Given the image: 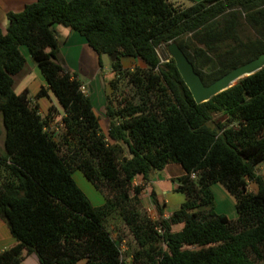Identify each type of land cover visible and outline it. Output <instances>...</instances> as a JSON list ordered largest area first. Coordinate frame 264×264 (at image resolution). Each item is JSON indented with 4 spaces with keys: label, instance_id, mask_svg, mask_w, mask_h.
Wrapping results in <instances>:
<instances>
[{
    "label": "trees",
    "instance_id": "1",
    "mask_svg": "<svg viewBox=\"0 0 264 264\" xmlns=\"http://www.w3.org/2000/svg\"><path fill=\"white\" fill-rule=\"evenodd\" d=\"M0 27V218L14 244L0 264H264V67L196 103L175 62L158 48L176 41L204 84L264 53V0H35L6 14ZM54 24L80 34L99 57L113 56L111 94L103 107L107 135L75 72L57 59ZM26 46L46 86L16 93L14 76ZM139 58L126 68L120 57ZM51 91L41 115L37 99ZM60 118L61 132L50 130ZM56 115V116H55ZM220 115L222 119H215ZM108 137L111 142L107 140ZM177 163L184 174L175 190L185 200L163 217L165 203L150 195L159 219L141 209L138 194L155 170ZM79 169L99 189L114 192L94 206L72 177ZM141 185H131L136 176ZM248 182L256 191L247 190ZM235 200L236 217L215 211L211 185ZM132 194H131V192ZM118 216L136 243L122 257L107 228ZM173 224H181L171 230ZM192 247V248H190Z\"/></svg>",
    "mask_w": 264,
    "mask_h": 264
},
{
    "label": "rangeland",
    "instance_id": "2",
    "mask_svg": "<svg viewBox=\"0 0 264 264\" xmlns=\"http://www.w3.org/2000/svg\"><path fill=\"white\" fill-rule=\"evenodd\" d=\"M170 1H172L173 4H175L176 6L186 7V6H190L191 4H193V2L199 1V0H170ZM54 25L61 26L60 24H54ZM78 36L82 37V36H80L79 33H78ZM72 42L76 43L77 41L72 40ZM84 42H85V40H84ZM76 44H80V43L78 42ZM71 45L74 48H70L69 46H71ZM83 48L81 46L74 45V43L71 44L70 42L66 45V48H64L65 56L67 57L68 61L73 66L74 65L77 66L78 65L77 63L81 62L80 58H82V57H83L82 58L83 62L88 63V61H87L88 60V53ZM20 49H21V51H23L24 54L28 55L29 64L32 63L34 66H36V63L34 62V60L31 58V56H29V52H28L27 47L22 45V46H20ZM77 51H78V55H77ZM158 55L160 56L162 61H165V59L167 58L166 45H162L158 48ZM101 57H102L101 60H102L103 69L100 71V76L98 75V78H94L95 76L94 77L92 76L93 80L91 82H90L91 77L85 76L83 69L78 70L77 68H79V67H72V68L74 71L76 70L78 72L79 79L82 82H85L87 84L88 89H85V90L90 89L91 91H94L95 94H97L96 92H98V95H97L96 101H95V104H96L95 105V111L99 117L100 130H101L102 134L107 135L108 119L104 116V113H103L102 107L104 106V104H103L102 100L105 97V99H104V102H105L106 96H111V98L114 99V102L117 103L119 101V99H121V97H120V95L112 96L113 94H111V88H110L109 82L107 81L108 78L105 77V74L108 73L110 69H112L111 63H112L114 57L109 55V54H102ZM126 59H129V60L126 61ZM120 60H121V62L124 63L123 65L126 68H133L136 66H140V67L144 66L142 62L137 64L135 60H133L131 57H128V56L120 57ZM75 61L77 62L76 63L77 65L74 64ZM78 66H81V64ZM85 67H87V66L85 65ZM36 68H37L38 73H40L39 75H41V76H37V77L34 76V78L30 79L29 83L27 84L30 97H33L37 93V91L39 90V88L41 86H46V81L43 78L42 73L39 71L37 66H36ZM80 68H83V67H80ZM49 93L51 94V99H53L55 105L58 107V110L61 111V107H60L57 99L55 98L54 94L51 91H49ZM37 100H38L39 104L41 105L40 110H41L42 114H46L47 106L50 104L48 97H40ZM60 111H58V113H55V114L56 115L61 114ZM56 117L57 118H55L54 120H52L50 122V130L54 131L55 134H58L61 132L60 126H59V121H60L61 117H58V115ZM214 117L216 120L223 118L220 115H214ZM4 134H5V129H4L3 122H2V115L0 113V149H1L2 144H3ZM106 138L109 142H111V140L108 137H106ZM169 165H170L169 166L170 167L169 172L166 173V171L164 172V170L162 171V169L161 170H155V171H153V175H152V177L156 178V179L162 178V176H164L163 175L164 173H165V175H167V177H164L165 178L164 180L162 179L163 182H162L161 187H159V186L154 187L156 189V191L160 194H161V188L167 189V191L165 193L161 194L162 198L166 200L163 217H166V215H168L169 213H172L185 200V195L183 192L177 191V190H172L170 188L171 187L170 185H172V180L179 183L178 179H179V177H181L183 175V174L180 175V171L183 172L184 170L177 163H170ZM173 165L178 166L180 170L178 168H175V166L173 167ZM257 172L264 176V164L263 163L259 164L257 166ZM72 177L75 180L76 184L79 186V188L85 193V195L88 197V199L90 200V202L94 206L100 205L103 202L104 197H112L114 195V192L109 190V188L105 185H101L98 190L95 189V187L85 178L82 171L79 169H75L73 171ZM137 181H138V177H135L132 180L131 185L135 186V185H141L143 183V180H142V182H137ZM210 188H211V191H212L213 196H214L215 211L218 213H223L230 218H234L236 216V210H235V200H234L233 196H231L226 191V189L219 183H214L213 185H211ZM256 188L257 187H256V184L254 182H248V186H247L248 191L254 192V191H256ZM131 194H132V192H131ZM137 197L141 201L142 211H144L149 217H151L154 220H157L160 218L159 215L157 214L155 207H154V204L152 202V198L150 195V187H147V185L144 184L143 189L140 190ZM180 227H181V224H173L171 226V230H177ZM107 228L111 232L112 237L119 244L121 252H122V257L126 258L127 261L130 262L131 258L129 255L131 254L133 248L136 247V243H135V241L131 235L130 228L118 216H114V217H111L108 219ZM190 248H192V247H190ZM82 263H83V261L78 262V264H82Z\"/></svg>",
    "mask_w": 264,
    "mask_h": 264
},
{
    "label": "crops",
    "instance_id": "3",
    "mask_svg": "<svg viewBox=\"0 0 264 264\" xmlns=\"http://www.w3.org/2000/svg\"><path fill=\"white\" fill-rule=\"evenodd\" d=\"M34 1L35 0H0V27L3 30L6 28V25H7L6 14L9 11H13V12L21 11L26 4L32 3ZM54 28H55V30H56V32L58 34L59 45H60L59 54L57 55L58 62L64 68H66V69H68V70H70L72 72H75L77 74V76H78V72L76 70L74 71L72 67H79V68H77L78 70L79 69H83V71L85 73L84 75L87 76V77H91L90 78V82L93 80L92 76L93 77L95 76L94 78H98V75L100 76V71L103 69L102 60H101L102 57L100 56V61H101V64H100L99 63V57L96 54V52H94L92 50V48L90 46H88L87 43L84 42V39L82 37H79L78 36V32H76L74 30H71V29H69L67 27H64L62 25L61 26L54 25ZM72 40L73 41H77L76 43L79 42L80 44H76L75 42H72ZM69 42L71 44L74 43V45L81 46L82 48L84 47L83 49H85L87 51V53H88V60H87L88 63L83 62V60H82L83 57L82 58L79 57L80 58V61H81L80 63H77L76 61L74 62V64H76V63L78 65L81 64V66H78L77 64H76L77 66H75V65L73 66L68 61V59H67V57L65 56V53H64V48H66V45ZM69 47L70 48H74L72 45L69 46ZM21 52H22V54H23V56L25 58V64H24L22 70L18 74H16L14 76L13 89H14V91L16 93H20L24 89H27L29 91L27 84L29 83L30 79L34 78V76H36V77L37 76H41V75H39L40 73H38V71H37V68H36L37 65L34 66L32 63L29 64L28 55L24 54L23 51H21ZM77 55H78V51H77ZM29 56H30V54H29ZM121 57H123V56H121ZM131 58L133 60H135L137 64H139L140 62H142L139 58H134V57H131ZM129 59H126V61H128ZM121 63H122V65L124 64L123 62H121ZM85 65L87 67H85ZM80 67H83V68H80ZM39 71H40V69H39ZM105 77L108 78L107 81L109 82L114 77L113 70L110 69L109 72L105 74ZM82 83H83V86L85 87V89H88L87 84L85 82H82ZM85 91L90 95V97H91V99L93 101V104H94V111H95V105H96L95 104V101H96V97L98 95V92H96L97 94H95V92L94 91H91L90 89L89 90H85ZM47 97H48L49 102H50V104L47 106V109H48V107L50 105H55V103H54L53 99H51V94L49 93V91H48V96ZM104 99H105V97L102 100L103 101V104H105ZM37 103L39 104L38 100H37ZM39 107L41 108V105ZM40 113H41V115H45V114H42L41 110H40ZM95 113H96V111H95ZM2 151H3V144H2V147L0 149V152H2ZM169 166L170 165L167 164L162 169V171L164 170V172L166 171V173L169 172L170 171V169H169L170 167ZM174 166L175 165H173V167ZM175 168H178L179 169L178 166H175ZM181 174H184V171L183 172L180 171V175ZM152 175H153V173H152ZM152 175H151V179L149 180V182L146 185H147V187H150V192H151L152 189L155 190V192L157 193V197H158V199H159L160 202H163L164 201V203H166V200L162 198L161 194L162 193H165L167 191V189L161 188V194H160V193H158L156 191V189L154 187L155 186L161 187L162 182L165 179L164 177H167V175H165V173H164L163 174L164 176H162V178H158V179L153 178ZM136 177H138V181L137 182H142V177L141 176L138 175ZM178 184H179L178 182L172 180V185H170L171 186L170 188L172 190H175L176 187L178 186ZM170 214L171 213H169L168 215H170ZM168 215H166V217ZM14 242L15 241H14L13 237L10 234V231L8 229L7 224L5 223L4 220H2L0 218V251L11 247L14 244ZM20 264H39V262H38V259H37L36 255L34 253H32V254H26L25 257H24V259L21 261Z\"/></svg>",
    "mask_w": 264,
    "mask_h": 264
},
{
    "label": "water",
    "instance_id": "4",
    "mask_svg": "<svg viewBox=\"0 0 264 264\" xmlns=\"http://www.w3.org/2000/svg\"><path fill=\"white\" fill-rule=\"evenodd\" d=\"M167 57L172 58L185 85L189 89L194 101L202 103L208 101L218 93L231 88L241 79L250 76L264 67V53L256 58L234 67L215 81L204 84L193 64L178 46L176 41L166 45Z\"/></svg>",
    "mask_w": 264,
    "mask_h": 264
},
{
    "label": "built area",
    "instance_id": "5",
    "mask_svg": "<svg viewBox=\"0 0 264 264\" xmlns=\"http://www.w3.org/2000/svg\"><path fill=\"white\" fill-rule=\"evenodd\" d=\"M81 89H82V90H85L84 86H81Z\"/></svg>",
    "mask_w": 264,
    "mask_h": 264
}]
</instances>
